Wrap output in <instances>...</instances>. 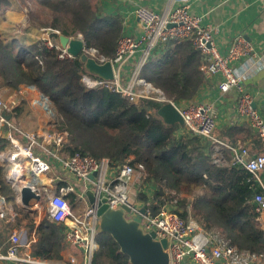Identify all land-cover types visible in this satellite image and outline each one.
Wrapping results in <instances>:
<instances>
[{"label":"trees","instance_id":"trees-1","mask_svg":"<svg viewBox=\"0 0 264 264\" xmlns=\"http://www.w3.org/2000/svg\"><path fill=\"white\" fill-rule=\"evenodd\" d=\"M29 1L33 9L28 8ZM29 1L0 0V14L24 11L27 25L68 37L80 36L99 54L115 57L117 41L123 35L122 19L108 11L103 0ZM52 38L57 40L58 35L52 34ZM205 62L190 40L168 42L155 49L141 75L180 106L193 100L205 83L200 71ZM85 72L78 59L59 60L58 51L46 48L41 40L30 45L16 39L7 42L0 33V88L30 87L48 99L55 129L68 133L64 143L67 156L80 152L106 158L113 166L127 163L136 167L142 163L141 181L152 189V199L168 203L184 220L192 218L238 250L264 254V229L252 202L259 190L248 180L245 168L215 163L216 157H226L225 149L184 126L166 124L157 113L162 103L146 99L134 103L119 93L86 88L81 82ZM0 130L2 153L10 147L7 133L17 134L6 125ZM217 133L219 139L223 137ZM9 166L0 160V195L16 207V193L6 180ZM181 194L185 197H179ZM65 198L74 211L78 207L76 195L69 193ZM139 199L148 204L150 191ZM64 231L63 224L52 222L45 214L35 229L37 239L30 254L46 261L62 260ZM95 242L90 264H130L107 233L96 232Z\"/></svg>","mask_w":264,"mask_h":264},{"label":"built area","instance_id":"built-area-1","mask_svg":"<svg viewBox=\"0 0 264 264\" xmlns=\"http://www.w3.org/2000/svg\"><path fill=\"white\" fill-rule=\"evenodd\" d=\"M174 7L166 14L139 6L134 10L140 35L132 37L122 35L116 46V54L113 59H108L99 54L94 47L84 45L81 53L93 58L97 63L103 64L110 61L113 67L114 78L104 81L94 75L85 72L81 76L82 84L89 89L101 88L114 93H119L129 101L137 103L142 99L154 100L162 104L172 103L181 114L184 128L201 138L213 140V134L217 128L213 108L206 103L190 102L184 106H178L168 99L165 94L142 77V69L148 58L160 45L165 43H179L190 40L196 50L205 58L206 62L200 67L204 79L218 77V88L226 93L234 90L238 95L237 113L246 122L256 136L264 142V117L260 115L254 106L253 97L246 91L243 85V77L235 71L233 63L239 59L254 55L255 51L249 41L243 35H237L231 41L228 50L222 54L214 42V30L210 26H203L200 16L191 12V0H172ZM52 34L59 35L56 30L47 29L41 39L48 49L58 51L59 60L75 59L62 48ZM138 54V58L132 61L128 74L125 73V65ZM45 101L49 102L46 97ZM50 105V103H49ZM12 106L6 103L0 92V125H6L11 131L25 140L18 143L13 132L8 133L12 149L0 153V160L8 163L9 169L6 180L13 187L16 198H20L19 192L24 181L21 177L11 178V168L14 164L21 166L22 175L30 178L39 177L47 173L50 162L42 156L34 154V148H41L42 152L57 162L60 167L71 174L77 184L84 185L82 192L78 194L83 210L75 213L67 199V194L74 191L72 186L61 187L57 194L49 195L47 213L54 223H61L65 227L64 240L70 246L83 250L84 263L90 264L94 250L97 247L95 233L97 232L98 218L96 208L87 201L86 191L95 193V203L99 200V194L103 193L109 207L116 209L126 206L130 210L127 218H135L143 205H147L145 215L142 216L141 225L145 232H154L156 239H166V251L169 257L168 264H264V254H257L246 250H238L227 244L223 237L204 230L192 218L184 220L172 210L168 204H159L152 199L148 204H138L131 198L134 183H139L144 177L142 163L133 166L122 164L113 166L108 159H96L90 155L75 152L71 156L62 157L58 150L68 137L66 131L50 133L45 139L50 146L37 141L35 134L25 133L5 119L10 114ZM220 143L219 140H213ZM223 144V143H220ZM53 145V146H52ZM231 155V164L242 165L259 190L253 196L255 212L260 216L264 213V152L252 156L243 145H225ZM215 163L219 160L214 159ZM95 173V174H93ZM93 175L92 178L90 176ZM0 199H5L0 195ZM6 201V200H5ZM8 213L0 207V221H7ZM260 219V217H259ZM22 231L13 228L9 236V245L4 253L0 252V260L14 264H53L32 256L29 252L22 253ZM71 264H75L71 259Z\"/></svg>","mask_w":264,"mask_h":264},{"label":"crops","instance_id":"crops-1","mask_svg":"<svg viewBox=\"0 0 264 264\" xmlns=\"http://www.w3.org/2000/svg\"><path fill=\"white\" fill-rule=\"evenodd\" d=\"M103 4L108 11L121 17L123 35L132 37L140 35L139 23L134 15V10L137 7H147L160 14H166L174 7L172 0H104ZM191 12L201 17L203 26L213 28L214 42L222 54L227 52L231 41L237 35H243L251 43L255 51L254 55L235 61L233 66L235 71L243 77V85L253 97L255 108L264 117V0H191ZM27 21L28 18L24 11H4L0 14V33L2 38L7 42L16 39L25 45L41 40L47 29L31 27L27 25ZM137 58L138 54L125 65L126 74L129 72L132 61ZM218 83V77L206 79L197 96L190 101L206 103L213 108L217 122L216 132L223 134V137L220 139L218 137L217 140L223 143H219V145L226 152V157L216 158L219 162L231 163V155L225 145H243L252 156L261 153L264 150V147H262L264 145H261L256 139V134L248 122L237 113V93L234 90L226 93L221 92L218 88ZM0 92L4 101L12 106L11 119L9 121L14 127L25 133L35 134L38 142L50 146L51 143L45 139L46 136L59 131L55 129L51 105L45 101V96L30 87H21L17 90L0 88ZM190 102H184L180 106ZM2 126L0 125V129ZM228 133L229 138L227 137ZM15 137H17L18 143L25 142L20 136L15 135ZM64 143L59 148L52 147L54 150L57 149L62 157H65L64 155L67 156ZM261 143L264 144L262 141ZM10 149H12V146L5 152L10 151ZM216 149L218 151V147ZM33 152L35 155L47 159L51 166L47 173L39 177H26V180L33 184L34 190L40 195L46 194L49 196L57 194L61 187L72 186L74 191L70 193L76 195L78 207L83 208L82 202L80 203L78 199V194L82 192L84 185L77 184L74 177L64 171L57 162L44 154L41 148L35 146ZM149 191L151 195L152 189L150 188ZM15 205L16 207L5 201V199H0V207L5 208L8 213L7 221H0V252L4 253L6 251L13 228H18L22 231L23 247L21 252L30 253L31 246L37 239L35 229L45 215H42L41 211H39L37 201L35 205L27 208L22 204L20 198H16ZM259 222L262 229H264V213L260 216ZM65 244L66 248L61 253L62 260L48 262L53 264H71V259H74L75 264H83V250L67 243ZM0 264L14 263L0 260ZM185 264L192 263L186 262Z\"/></svg>","mask_w":264,"mask_h":264},{"label":"water","instance_id":"water-1","mask_svg":"<svg viewBox=\"0 0 264 264\" xmlns=\"http://www.w3.org/2000/svg\"><path fill=\"white\" fill-rule=\"evenodd\" d=\"M58 42L69 54L83 65L86 72L104 81H111L114 78L113 67L110 61L103 64L97 63L93 58L81 53L83 41L69 38L63 34L58 35ZM158 115L166 124L184 125L183 118L178 109L172 103L163 104L157 111ZM6 120L11 115L4 116ZM95 174V173H93ZM93 175L90 176L92 178ZM24 181V179H22ZM25 182V181H24ZM89 204L96 208L98 218L97 232L107 233L112 237L119 247L121 253L128 257L130 264H168L169 257L166 251L167 240L156 239L154 232H145L141 225L142 216L145 215L147 205H143L135 218H127L129 208L126 206L113 209L108 206L103 193L99 194V200L95 203L96 195L93 191H86ZM20 200L25 207H31L32 199L40 198L30 181L24 183L20 188Z\"/></svg>","mask_w":264,"mask_h":264},{"label":"rangeland","instance_id":"rangeland-1","mask_svg":"<svg viewBox=\"0 0 264 264\" xmlns=\"http://www.w3.org/2000/svg\"><path fill=\"white\" fill-rule=\"evenodd\" d=\"M29 1V0H28ZM104 1V0H103ZM33 6L34 4L29 1V5H28V8H32L33 9ZM28 9V10H29ZM41 16L45 19L46 18V15L45 13H40ZM49 29V28H48ZM218 138V133L215 131V133L213 134V140L214 139H217ZM213 140H210L212 142H214ZM150 190V186H148L146 183L140 181L139 183H136L133 188H132V192H131V198L134 202L138 203V204H141L142 201L139 199L140 195H143V194H146L149 192ZM179 197H185L184 194H181L179 195ZM48 195L46 194H42L40 195V198L35 200L37 201V207H39V211H41V214L42 215H45L46 214V208H47V205H48ZM189 199H192V197H188ZM82 207H77L75 208L74 212L75 213H81L82 212Z\"/></svg>","mask_w":264,"mask_h":264},{"label":"bare ground","instance_id":"bare-ground-1","mask_svg":"<svg viewBox=\"0 0 264 264\" xmlns=\"http://www.w3.org/2000/svg\"><path fill=\"white\" fill-rule=\"evenodd\" d=\"M18 176L21 177L20 179H24V181L26 182L27 174H23L22 175L21 166L18 165V164H14L13 168H11V175H10V177L11 178H13V177L17 178ZM35 204H36V201L34 199H32L31 206H33Z\"/></svg>","mask_w":264,"mask_h":264}]
</instances>
